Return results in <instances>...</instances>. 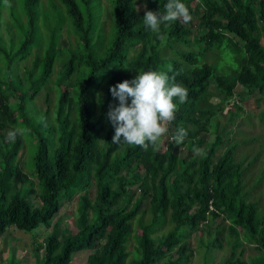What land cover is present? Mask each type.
Listing matches in <instances>:
<instances>
[{"label":"trees","instance_id":"16d2710c","mask_svg":"<svg viewBox=\"0 0 264 264\" xmlns=\"http://www.w3.org/2000/svg\"><path fill=\"white\" fill-rule=\"evenodd\" d=\"M41 1L24 0L25 22L14 19L9 10L14 24L5 31L10 49L0 31L8 71L13 62L22 63L44 47L41 36L46 37L50 24H40ZM45 1L58 11V24L43 58L35 55L33 71L22 77L12 79L6 70V79L0 80V131L20 126L36 145L28 176L17 161L22 137L11 142L0 133V237L10 227L27 233L39 227L49 230L34 245V264H74L73 255L82 251H91L84 264H189L191 235L203 231L211 236L209 252L222 248L226 231L230 253L220 264H264V209L260 197L252 199V193L244 191L246 171L235 161L238 144L246 140L235 138L238 129L218 127L226 104L228 122L243 111L236 101L243 93L237 94L239 86L248 95L264 96V0H182L191 21L162 25L160 34L144 25V5L163 13L168 0H107L105 9L101 0ZM104 18H109L107 31ZM64 29L76 38L77 53L59 47ZM213 51L218 57L208 62ZM57 57L62 70L52 116L49 110L29 116L27 105L47 87ZM40 62L41 74L32 81ZM169 64L189 97L167 124L168 133L160 142H167L166 149L153 152L123 141L113 144L115 130L107 113L119 101L110 88L144 71H167ZM211 89L218 103L212 101ZM41 118L54 124L46 128L56 140L43 136ZM180 127L188 136L176 145L171 137ZM177 147L187 149L189 156L176 154ZM194 147L203 154L195 155ZM27 182L26 198L10 193ZM35 187L38 207L31 197ZM74 197L77 232L72 234L53 220L62 202ZM210 203L216 212L209 211ZM220 217L228 225L212 226ZM244 245H255L259 255L244 260ZM13 260L11 255L0 264H16Z\"/></svg>","mask_w":264,"mask_h":264},{"label":"rangeland","instance_id":"374dc122","mask_svg":"<svg viewBox=\"0 0 264 264\" xmlns=\"http://www.w3.org/2000/svg\"><path fill=\"white\" fill-rule=\"evenodd\" d=\"M102 7L107 8V0H101ZM25 6L24 0H3L1 2V14H0V22H1V32L3 34V38L6 40L5 44H8V48L10 49L9 39L6 35L7 30H11V27L14 26L11 13L9 10H12L14 13V19L24 21L25 15ZM39 17L40 24L48 23L50 24V30H47L45 33L46 37L41 36V45L44 44V47H40L34 54L29 56L22 63L13 62L10 67V71H8L7 58L0 52V80H5L8 73L11 72L12 79L23 76V72L25 73L27 70H32V62L39 56V58H43L46 46L49 44V40L52 37V34L55 33L56 23L58 24V11L53 10L52 6L48 1L42 0L39 4ZM138 10H142L141 5L138 6ZM44 14H47V18L44 19ZM105 20V31L109 29V18H104ZM25 22V21H24ZM5 28V29H4ZM51 34V35H50ZM48 35H50L48 37ZM18 41V40H17ZM262 44L264 45V38L262 39ZM76 38L71 34H67L64 29L61 34L59 47L67 48V50L71 51V53H76L78 50L76 49ZM1 46V45H0ZM69 51L67 53H69ZM15 52L14 50L12 51ZM38 55V56H35ZM64 57V55H63ZM218 57V51H213L208 56V62H212V58ZM4 70V73L2 71ZM41 62L39 63L36 71L33 73L32 81H35L39 78L41 74ZM7 70V71H6ZM62 70L61 65L59 64V58L57 57L54 66V72L47 83V87H44L42 91L35 97V99L28 103L26 112L29 116L33 115V113L49 110L50 116H52V111L54 108L55 96L59 97V78L61 77V73L59 71ZM33 71V70H32ZM60 73V74H59ZM27 76V75H26ZM25 76V77H26ZM5 77V79H4ZM28 78V77H27ZM70 83V81H66L65 85ZM30 85V84H29ZM56 90V91H55ZM56 92V95H55ZM70 92V91H69ZM213 93V89L209 91ZM243 92V93H242ZM242 93L241 97H236L237 103L243 108V111L237 115L233 121L228 119L229 106H225V110L223 113L218 115V127L219 131L235 128L238 129V132L235 135V138L238 140H246V142H240L237 147V151L235 154V161L241 163L242 167L245 169V174L243 175L242 184L244 185L243 189L247 192L248 196L251 195L252 199L260 197L261 205L264 209V96L260 94H255L253 96L248 95L246 89L242 87L237 88V94ZM212 101L215 103L219 102L218 96L214 93L211 97ZM13 101V98L11 99ZM36 114V116H38ZM43 114V112H42ZM44 122L47 126L52 127L50 119H45ZM46 126V127H47ZM44 125L43 127V136L50 140H56L57 135L53 134L51 130L47 129ZM18 129L24 130V135L21 136L23 139V144L19 151L17 161L19 163V167L22 172L29 176L32 173L33 169V155L36 149L35 141L29 134V132L22 127H18ZM11 130L0 131L1 135L7 139L8 134ZM209 134L205 135V138H210ZM170 138V137H169ZM170 140V139H168ZM255 142V143H254ZM167 147V142L164 140L160 145L162 150H165ZM225 146L218 149L216 153V157H219L224 151ZM176 154H179L184 157H188L190 154L187 149L183 147H177L175 149ZM250 165L247 166V163ZM263 173V174H262ZM124 176V175H123ZM244 177H246L244 179ZM263 179V181H262ZM262 181V183H261ZM261 183V184H260ZM29 182L27 184L20 183L16 185V188H12L10 193H14V195H18L20 197L26 198L25 190L28 188ZM136 188L134 187L133 190ZM35 194L32 195L33 206H40V202L37 198L39 191L35 187ZM91 198L94 197L95 192L92 188L91 190ZM134 201V200H133ZM61 208L58 214L55 216L53 223L60 224L61 229H67L70 233H76V206H77V198L74 197L70 202L64 201L61 204ZM260 214H263V211L259 208ZM210 220V219H209ZM227 226L228 222L223 221L222 218H217L215 223L212 226ZM170 229V225H168L164 232ZM210 234L213 233V229L207 230ZM49 230L44 227H39L38 229L27 233L20 230L15 229L14 227H10L6 230L3 236L0 237V263L9 259V256L14 255L17 260H13L16 264H34L35 254H34V245L40 243L48 234ZM203 232V231H202ZM199 232L196 235H191L189 238V248L193 250V255L190 259L189 264H220L226 257L229 256L230 247L228 246L227 240L228 233L226 231L223 232L224 243L222 248L211 249L209 252L206 250L207 244L211 236H208L207 233ZM35 238V240H34ZM43 238V239H42ZM245 252L243 255L244 260L249 261L250 258H255L259 255V252L256 250L255 245H244ZM129 252L133 253L134 251V243L130 241L128 246ZM208 252V253H207ZM91 253V251H82L73 255V263L74 264H84L86 257ZM133 256H130L131 260ZM19 260V261H18ZM159 264H163L159 263Z\"/></svg>","mask_w":264,"mask_h":264},{"label":"clouds","instance_id":"9594fccd","mask_svg":"<svg viewBox=\"0 0 264 264\" xmlns=\"http://www.w3.org/2000/svg\"><path fill=\"white\" fill-rule=\"evenodd\" d=\"M144 7L143 23L157 34L161 33L162 25L167 26L178 20L188 23L192 19L188 6L182 0H168L163 13L147 10L146 3ZM159 38L164 39V36L159 35ZM177 75L179 73L173 72L169 64L167 71H144L132 80H124L110 88L112 97L119 101L118 106L110 105L107 113L115 130L113 144L123 141L144 151H148L149 147L153 152L159 150L162 137L168 133L167 124L176 119L178 105L186 103L189 97L187 87L176 82ZM40 122L45 123L43 118ZM23 135L24 130L15 129L9 132L7 139L15 142L17 136ZM187 136L188 130L180 127L171 139L176 145H181ZM193 152L197 156L203 154L199 147H194ZM209 207L216 212L211 203Z\"/></svg>","mask_w":264,"mask_h":264},{"label":"built area","instance_id":"2783aa9c","mask_svg":"<svg viewBox=\"0 0 264 264\" xmlns=\"http://www.w3.org/2000/svg\"><path fill=\"white\" fill-rule=\"evenodd\" d=\"M209 209H210V211H212V210H213V208H212V207H209Z\"/></svg>","mask_w":264,"mask_h":264}]
</instances>
